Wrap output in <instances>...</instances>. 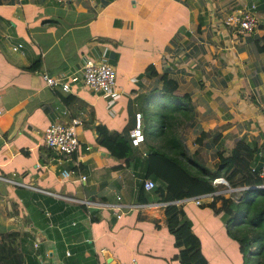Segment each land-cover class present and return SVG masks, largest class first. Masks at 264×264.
<instances>
[{"label":"crops","instance_id":"crops-1","mask_svg":"<svg viewBox=\"0 0 264 264\" xmlns=\"http://www.w3.org/2000/svg\"><path fill=\"white\" fill-rule=\"evenodd\" d=\"M250 4L254 31L223 26L228 13ZM101 54L113 66L119 97L107 108L84 86L56 88L72 96L62 113L65 105L41 73L71 72L82 57ZM148 67L188 98L191 120L177 130L184 152L226 156L230 187L264 184V173H255L264 162V0H0V177L14 172L38 188L0 179V232H18L22 264H178L181 248L164 224L165 205L181 207L206 264L252 263L241 257L224 217L201 204L222 186L188 179L168 159L146 154L142 142L130 144L145 167L110 154L106 132L127 136L135 112L144 117L166 102ZM70 118L78 147L65 160L43 145L41 132ZM146 179L166 193L185 187L187 196L162 205L155 189H143ZM116 202L118 208L103 205Z\"/></svg>","mask_w":264,"mask_h":264},{"label":"trees","instance_id":"trees-1","mask_svg":"<svg viewBox=\"0 0 264 264\" xmlns=\"http://www.w3.org/2000/svg\"><path fill=\"white\" fill-rule=\"evenodd\" d=\"M36 67L37 62L29 68L35 69ZM146 73L155 74L159 78L161 81L159 92L166 102H159L155 111L142 116L141 131L145 153L168 159L188 179L201 181L211 187V181L214 178L223 177L228 166L226 156L219 152L211 154L207 150L198 151L191 156L184 152L177 130L184 122L191 120L188 98L185 94H174L175 82L165 73H157L152 67H148ZM52 90L60 97L63 105L67 106L72 96L70 94L61 95L56 89ZM184 101L187 103L184 104ZM105 136L108 139L107 148L111 155L122 159L127 165L131 159H134L139 165L145 167L144 156H135L128 135L106 132ZM209 160H211L210 163H208ZM153 189L163 202L187 196L185 187L166 193L162 184L159 183ZM137 190L138 200L140 196H143L141 185ZM141 200L145 199L141 197ZM201 204L224 217L227 232L236 241L241 257L246 263L251 256L253 257L251 264H264V188H247L234 198L223 194H212L203 197ZM162 209L164 224L174 235L176 246L181 248L178 254V264H206L201 257L196 256L198 243L188 223L184 220L181 207L165 205ZM17 236L18 232L13 230L0 232V264H22V253Z\"/></svg>","mask_w":264,"mask_h":264},{"label":"built area","instance_id":"built-area-1","mask_svg":"<svg viewBox=\"0 0 264 264\" xmlns=\"http://www.w3.org/2000/svg\"><path fill=\"white\" fill-rule=\"evenodd\" d=\"M57 2H73L75 0H55ZM255 5L250 4L244 8L234 10L227 14L223 19V26L237 33H250L254 31L257 27V18L254 14ZM21 48V44L17 43L12 46V50H18ZM41 78L45 85L51 89H60L65 92H70L71 85H81L88 88L94 94L101 95L105 98L107 108L119 97V93L115 90V71L113 66L110 65L106 58L101 54L98 59H92L89 57H82L81 64L79 67L71 72H59L55 75H48L45 72L41 73ZM61 112L64 114L68 113L66 106L61 108ZM77 120L75 118H70L68 122H58L52 121L41 132L42 143L45 147L56 150L62 155L65 160H69L78 147V139L75 131V124ZM142 117L140 112H135L133 127L129 131L128 138L132 145H139L143 141L142 135ZM84 149H88L85 147ZM257 175H262L264 173V162L259 165L258 170L255 172ZM62 177H67L65 172L60 173ZM0 179L7 184L14 187H24L32 190H38V188L24 183L15 179V173L12 172L7 177H0ZM85 176H78V180H84ZM211 184H219L222 186L220 190H213L207 196L212 194H231L232 192H240L244 190L242 187L233 188L228 185L227 180L222 177H216L211 181ZM154 183L146 179L142 183V187L145 190H151L154 188ZM258 188H264V184H261ZM43 191V190H41ZM47 192V191H44ZM48 193V192H47ZM239 193V194H240ZM118 199V197H116ZM201 199V198H200ZM195 203H199L197 198H193ZM178 200L173 202H159L160 204L176 203ZM182 201H186L182 199ZM181 202V201H178ZM87 204V202H83ZM109 208H118L119 203L113 204H103ZM119 216V214H116Z\"/></svg>","mask_w":264,"mask_h":264},{"label":"rangeland","instance_id":"rangeland-1","mask_svg":"<svg viewBox=\"0 0 264 264\" xmlns=\"http://www.w3.org/2000/svg\"><path fill=\"white\" fill-rule=\"evenodd\" d=\"M224 196H230L231 197V194H223ZM235 197H236V195H235ZM237 197H238V195H237Z\"/></svg>","mask_w":264,"mask_h":264},{"label":"water","instance_id":"water-1","mask_svg":"<svg viewBox=\"0 0 264 264\" xmlns=\"http://www.w3.org/2000/svg\"><path fill=\"white\" fill-rule=\"evenodd\" d=\"M30 231H32V232H34V233H36V232H35V230H33V228H31V229H30Z\"/></svg>","mask_w":264,"mask_h":264}]
</instances>
